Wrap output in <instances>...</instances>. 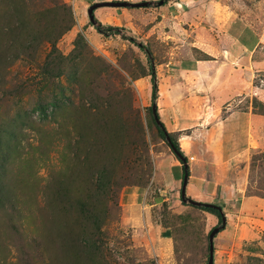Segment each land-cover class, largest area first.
<instances>
[{"label": "rangeland", "instance_id": "rangeland-1", "mask_svg": "<svg viewBox=\"0 0 264 264\" xmlns=\"http://www.w3.org/2000/svg\"><path fill=\"white\" fill-rule=\"evenodd\" d=\"M115 1L147 6L96 9L102 25L116 19L118 34L105 36L87 9ZM175 1L0 0V264H207L214 228L213 264H264V131L259 147L235 157L204 148L210 93L177 65L206 57L186 17L170 13ZM67 21L55 44L17 39ZM136 43L151 54L157 83L172 63L159 95L189 120L162 113L168 130L181 131L165 128L188 161L184 201L181 182L162 179L172 153L153 121L149 64ZM241 98V112L264 117V71ZM224 115L218 108L211 119ZM240 125L245 138L250 126ZM187 199L222 208L225 222Z\"/></svg>", "mask_w": 264, "mask_h": 264}, {"label": "crops", "instance_id": "crops-1", "mask_svg": "<svg viewBox=\"0 0 264 264\" xmlns=\"http://www.w3.org/2000/svg\"><path fill=\"white\" fill-rule=\"evenodd\" d=\"M235 1L176 0L168 6L172 15L176 17L182 13L186 17V24L194 27L193 47L206 57L202 60L193 57L184 59L177 65V73L195 76V88L210 93V112L203 113L200 118L211 123L203 129V143L204 148L215 158L235 157L246 150L259 147L261 142L257 140V135L264 131L257 128V125L264 124V117L254 114L249 108L246 113L238 109L244 87L250 84L255 72L264 71V57H260L264 50V0ZM257 8L261 11H257ZM115 20L112 18L108 24L113 25ZM200 32L203 34L202 38L198 35ZM170 65L171 62L165 65L163 81L157 83V111L167 130L162 113L171 111L173 120L178 124L189 122L181 119L183 114L180 113L178 105H173L172 98L161 101L159 95L162 87L168 89L166 68ZM218 108L225 109V115L219 120H212L211 116ZM244 119L250 126L245 138L244 129L240 125ZM168 131L181 132L178 129ZM249 131L255 144L249 138ZM160 171L163 180L171 179L182 184L181 164L174 155H167V159L160 163ZM189 186L190 179L188 182L187 178L186 188Z\"/></svg>", "mask_w": 264, "mask_h": 264}, {"label": "trees", "instance_id": "trees-1", "mask_svg": "<svg viewBox=\"0 0 264 264\" xmlns=\"http://www.w3.org/2000/svg\"><path fill=\"white\" fill-rule=\"evenodd\" d=\"M54 1V0H53ZM52 0H50V2L54 3ZM60 4V2H59ZM165 4V3H164ZM23 6V3H19L17 5L16 8L21 9ZM64 6V5H63ZM67 25L65 24L60 30L57 31H38V30H34L32 32H30L29 34H27L26 37H22L21 38V32L18 35L17 34V39H24V38H28V39H38V40H45L47 42H49L51 45L55 44V42L69 29V27L71 26V24L69 23V21L66 22ZM70 24V25H68ZM17 25L21 28V26L23 25V22L18 21ZM91 26L94 27V29L100 33L103 34L105 36H109V35H114V34H118L116 32H118L119 30L116 27L110 26V25H102L99 21H97L96 19H94V22L91 23ZM133 43V39H130ZM136 46L140 49V50H144L145 54L147 56V60H148V64H149V77H150V85H151V93H150V110L152 113V117H153V121L156 124V127L158 129V132L160 134L161 139L163 140V142L168 146V148L170 149V151L172 152V154L176 157V159L179 161V163L181 164V168H182V178L184 173L186 172L189 175V168L186 167L185 168V164H187V158L184 156L183 152L181 151V148L177 142V140L173 137V135L171 133H168L167 130L164 127V124L160 121L159 119V115L157 112V98H158V86H157V80H156V73H155V69H154V65H153V61H152V56L149 53L148 50L144 49L142 45L137 44ZM256 107V106H254ZM261 115H264L263 113H260ZM81 201V200H80ZM90 199L83 200L80 203H82L83 205L81 206L82 209H85L86 206H90L89 205ZM202 206V205H201ZM202 209L206 212H209L211 214H213L218 221L220 222V224H223L225 222V215L222 211V208L216 207V206H202Z\"/></svg>", "mask_w": 264, "mask_h": 264}, {"label": "water", "instance_id": "water-1", "mask_svg": "<svg viewBox=\"0 0 264 264\" xmlns=\"http://www.w3.org/2000/svg\"><path fill=\"white\" fill-rule=\"evenodd\" d=\"M147 6V2H142V3H129V2H102V3H94L93 5H91L88 9H87V15L89 18L90 23L94 22V11L98 8L101 7H112V8H120V7H131V8H140V7H146ZM185 168L187 167V164L184 165ZM187 178H188V174L185 172L184 176H183V182H182V187H181V192H180V196L182 198V200L184 201V197H185V188H186V183H187ZM187 201L190 204L193 205H197V204H201V205H205V206H213L212 204H208V203H200L197 201H193L191 199H187ZM219 232L218 228H214L210 234H209V244H210V249H209V257H208V263L207 264H213V237Z\"/></svg>", "mask_w": 264, "mask_h": 264}]
</instances>
